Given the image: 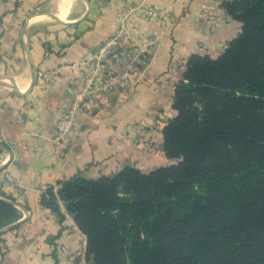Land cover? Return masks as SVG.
I'll return each instance as SVG.
<instances>
[{"label":"crops","instance_id":"obj_1","mask_svg":"<svg viewBox=\"0 0 264 264\" xmlns=\"http://www.w3.org/2000/svg\"><path fill=\"white\" fill-rule=\"evenodd\" d=\"M142 10L132 22L156 44L150 64L135 65L125 88L78 111L65 155L56 150L55 121L79 87L70 66L87 59L118 24L119 4L110 0H0V198L9 200L15 222L0 229V264H67L60 244L86 248L85 235L60 202L57 213L40 203L47 188L81 173L110 176L126 166L142 172L174 163L162 149V129L176 115L173 97L192 54L217 57L241 32L221 7L225 0H130ZM216 19L215 29L207 20ZM176 62L179 65L176 67ZM175 63V64H174ZM55 70L46 79L36 73ZM135 124H158L154 148ZM76 264H89L85 256Z\"/></svg>","mask_w":264,"mask_h":264},{"label":"trees","instance_id":"obj_2","mask_svg":"<svg viewBox=\"0 0 264 264\" xmlns=\"http://www.w3.org/2000/svg\"><path fill=\"white\" fill-rule=\"evenodd\" d=\"M241 32L221 54H192L162 129L174 163L81 173L41 195L85 235L89 264H264V0H225ZM18 218L0 198V229Z\"/></svg>","mask_w":264,"mask_h":264},{"label":"built area","instance_id":"obj_3","mask_svg":"<svg viewBox=\"0 0 264 264\" xmlns=\"http://www.w3.org/2000/svg\"><path fill=\"white\" fill-rule=\"evenodd\" d=\"M110 1L116 2L120 7L115 32L91 52L87 59L70 66L78 71L79 87L71 104L60 109L54 124L53 142L60 156L65 155L68 136L75 127L77 112H88V108L94 106L95 99L122 91L127 84L128 77L134 73L135 65L139 64L146 68L152 60L149 48L155 45L157 40L154 36L146 35L139 26L134 24L132 16L142 10L151 20H156L161 15L160 12L156 9L145 8L142 3L138 4L130 0ZM207 22L214 30L216 19L212 17ZM178 65L179 63L176 62L175 66ZM55 73V70H39L36 78L46 79ZM133 128L146 136L144 145L148 150H152L160 126L158 124L151 126L135 124ZM57 251L66 256L67 264H76L80 257L85 256V249L82 246H79L76 251H70L65 245L60 244Z\"/></svg>","mask_w":264,"mask_h":264},{"label":"water","instance_id":"obj_4","mask_svg":"<svg viewBox=\"0 0 264 264\" xmlns=\"http://www.w3.org/2000/svg\"><path fill=\"white\" fill-rule=\"evenodd\" d=\"M11 226H8V228H10Z\"/></svg>","mask_w":264,"mask_h":264}]
</instances>
